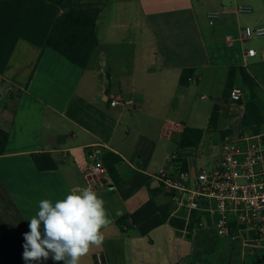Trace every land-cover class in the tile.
<instances>
[{
  "label": "crops",
  "instance_id": "1",
  "mask_svg": "<svg viewBox=\"0 0 264 264\" xmlns=\"http://www.w3.org/2000/svg\"><path fill=\"white\" fill-rule=\"evenodd\" d=\"M241 2L253 9L244 24ZM212 12L219 16L211 23ZM247 26L264 27V0H0V130L8 134L0 264H25L15 251L41 199L55 202L81 186L105 201L112 223L79 264H244L243 247L218 235L209 211H192L183 230L167 221L147 235L130 215L152 197L169 201L153 175L173 155L195 177L219 163L247 110L264 125V36L239 41ZM228 38L238 40L228 46ZM251 48L256 56L247 58ZM232 66L254 81L250 88L236 74L232 89L244 92L237 103L228 88ZM185 69L193 74L182 86ZM108 95L132 105L111 106ZM185 127L204 131L197 147L180 148ZM97 151L105 168L98 176L90 174ZM34 154L51 155L58 168L39 170ZM189 223L198 225L187 238Z\"/></svg>",
  "mask_w": 264,
  "mask_h": 264
},
{
  "label": "built area",
  "instance_id": "2",
  "mask_svg": "<svg viewBox=\"0 0 264 264\" xmlns=\"http://www.w3.org/2000/svg\"><path fill=\"white\" fill-rule=\"evenodd\" d=\"M250 11V7L239 8L241 13ZM218 16L217 12L208 15L211 23ZM262 36L264 27L247 26L239 41ZM236 40L228 38L227 45L232 46ZM255 56V49L247 50V58ZM243 95L240 87L230 91L234 103L241 101ZM107 97L111 106L132 105L120 95ZM242 132L222 144L216 166L200 170L195 177L176 155L172 156L170 167L159 169L153 176L172 203L174 216L189 222L192 211H209L216 217L215 226L220 237L252 253L264 250V130ZM93 158L90 174L102 175L105 168L98 151Z\"/></svg>",
  "mask_w": 264,
  "mask_h": 264
},
{
  "label": "clouds",
  "instance_id": "3",
  "mask_svg": "<svg viewBox=\"0 0 264 264\" xmlns=\"http://www.w3.org/2000/svg\"><path fill=\"white\" fill-rule=\"evenodd\" d=\"M121 213L118 211L117 215ZM23 234L25 264H79L91 246L104 240L112 223L105 201L91 187H72L62 199H41Z\"/></svg>",
  "mask_w": 264,
  "mask_h": 264
},
{
  "label": "trees",
  "instance_id": "4",
  "mask_svg": "<svg viewBox=\"0 0 264 264\" xmlns=\"http://www.w3.org/2000/svg\"><path fill=\"white\" fill-rule=\"evenodd\" d=\"M49 1L54 2L56 4L62 3V0H49ZM237 73L241 75L244 84L248 85L250 88H253L254 81L251 79L247 71L243 67L232 66L229 68V73H228V88H231L230 91L232 90L234 79ZM192 74L193 71L191 69H185L182 72L180 78V84L182 86H187L189 84V79L192 77ZM242 125L244 126L245 131L257 133L259 131L261 122L254 121L250 112L247 110L243 116ZM203 134L204 131L202 129L185 127L182 131V135L179 143L180 148L184 149V148L197 147L203 137ZM7 138H8V134L0 130V155H3L6 151ZM32 158L36 167L41 171L54 170L58 168V161L55 160L49 154H34ZM111 159L115 163L120 160V157L116 155H112ZM182 164L186 169L187 167L186 162L182 161ZM108 171L114 183L118 185L122 183L117 178V173L112 166L108 168ZM137 176L138 175L136 174V177ZM131 183L134 186V188H132V190L129 191V194L132 191L136 190V188H138V186H135L134 184L136 183L135 180L131 181ZM172 212H173V205L170 201L160 204L156 202L152 197L146 204H144L136 212L130 215V218L132 220V227L136 228L142 235H147L154 228L169 221L171 225H173L175 228L183 230L185 227V221L180 218L172 216ZM117 223L122 231H126L125 219H120L117 221ZM195 225H198V223L195 224L189 223L187 225V232H188V234L186 235L187 238L191 237V232L194 229ZM232 246H236V245L232 244ZM23 251L24 248L15 251V254L20 261H24L22 258ZM43 264H50V263L48 261H44ZM260 264H264V262H261Z\"/></svg>",
  "mask_w": 264,
  "mask_h": 264
},
{
  "label": "rangeland",
  "instance_id": "5",
  "mask_svg": "<svg viewBox=\"0 0 264 264\" xmlns=\"http://www.w3.org/2000/svg\"><path fill=\"white\" fill-rule=\"evenodd\" d=\"M247 5H245L244 2H241L238 7H245ZM253 10V9H252ZM250 11L248 13H241L239 14V18L241 19L242 23L244 24L245 21H248L249 18L252 16L253 11ZM236 17V16H235ZM252 39V38H251ZM203 101H200V103H202ZM259 130H264V125H260ZM245 131V130H243ZM232 249H234L235 251H242V249H239L237 247H233ZM242 253V252H241ZM243 256H244V264H260L261 262H264V250H255V252L249 253L248 249H244L243 251Z\"/></svg>",
  "mask_w": 264,
  "mask_h": 264
}]
</instances>
